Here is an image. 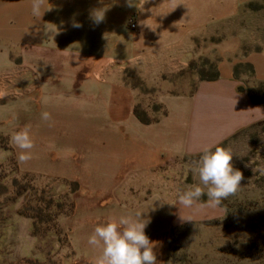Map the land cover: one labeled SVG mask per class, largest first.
I'll list each match as a JSON object with an SVG mask.
<instances>
[{
	"label": "crops",
	"instance_id": "0c3cea01",
	"mask_svg": "<svg viewBox=\"0 0 264 264\" xmlns=\"http://www.w3.org/2000/svg\"><path fill=\"white\" fill-rule=\"evenodd\" d=\"M261 1L49 0L52 10L39 19L30 0H0V76L6 70L16 76L6 101L22 99L19 115L26 114V102L36 110L35 125L43 131L33 138L32 157L47 162V174L76 181L88 193L87 214L68 222L73 258L65 264H96L102 248L88 238L109 218L144 212L158 264H168L177 232L210 229L225 219L220 206L197 202L180 210L177 199L142 190L122 196L120 189L145 187L142 178L168 163L198 157L264 123V105L254 104L245 80L234 77L235 66L247 63L264 83V46L249 50L248 30L232 24L248 4ZM95 12L104 16L98 24ZM131 21L135 30L129 29ZM74 22L82 27L74 28ZM200 60L214 63L219 78L198 81L189 94L163 93L158 104L166 116L141 124L126 72L145 75L151 69L172 76ZM42 112L51 121L42 120ZM180 212L192 221H182Z\"/></svg>",
	"mask_w": 264,
	"mask_h": 264
},
{
	"label": "rangeland",
	"instance_id": "374dc122",
	"mask_svg": "<svg viewBox=\"0 0 264 264\" xmlns=\"http://www.w3.org/2000/svg\"><path fill=\"white\" fill-rule=\"evenodd\" d=\"M258 7L263 9L259 15L250 16L252 10L245 8L232 23L234 30H248L245 37L250 50L264 46V1ZM12 51L16 69V49ZM147 70L145 75L135 70V76L129 73L127 79L134 90L135 106L148 119L161 114L153 111L160 95L167 91L189 94L200 79L212 74L211 65L204 60L172 76ZM4 72L0 76V264L70 263L73 257L68 222L72 216L87 214L88 193L76 181L48 175L45 160L32 157L25 164L18 163L20 150L10 142L12 133L27 126L34 138L43 128L35 125L36 110L30 103L23 104L24 115L17 114L22 99L7 103L6 88L14 85L11 77L16 76L15 72ZM220 147L231 151L233 167L243 173L244 180L234 195L222 201L223 221L210 229L193 227L174 235L168 264H264V123ZM199 157L170 162L142 178L147 186L130 187V191L121 187V194L142 190L147 196L177 199L189 187L202 186L188 169ZM206 200L205 196L200 202Z\"/></svg>",
	"mask_w": 264,
	"mask_h": 264
},
{
	"label": "clouds",
	"instance_id": "9594fccd",
	"mask_svg": "<svg viewBox=\"0 0 264 264\" xmlns=\"http://www.w3.org/2000/svg\"><path fill=\"white\" fill-rule=\"evenodd\" d=\"M49 5V0H30L32 15L40 19L46 11L52 10ZM177 5L179 4L172 10ZM103 18V14L94 13L97 24L102 22ZM72 26L82 27L80 23L75 22ZM41 118L44 121L52 119L48 112H42ZM10 142L20 150L18 163L25 164L32 159L35 143L29 127L13 132ZM232 159L233 154L224 147H215L214 150L211 147L205 148L195 165L188 166L189 171L198 177L202 186H191L184 190L174 204H177L180 210L191 208L206 196L207 200L203 202L205 206L211 208L220 206L222 201L238 191L244 180L243 173L234 169ZM142 213L144 212H137L134 218L130 216L109 218L107 222L94 228L88 243L102 248L96 264H158L154 252L155 242L151 241L145 232L150 221L142 219ZM180 219L192 221L191 217H184L181 212Z\"/></svg>",
	"mask_w": 264,
	"mask_h": 264
},
{
	"label": "trees",
	"instance_id": "16d2710c",
	"mask_svg": "<svg viewBox=\"0 0 264 264\" xmlns=\"http://www.w3.org/2000/svg\"><path fill=\"white\" fill-rule=\"evenodd\" d=\"M258 4L259 3H250L245 8L252 10V11H255V10L257 11L258 9H260V7H258ZM242 50H243V53L246 54V53H248V51L250 49L248 50L244 47ZM260 50H261L260 47L255 49L256 52H258ZM204 62L211 65L212 74L210 77L202 78L199 81L203 82V81H215V80H217L219 78V75H218V72L216 70L215 64L210 62V61H206V60H204ZM129 73H130V75L135 76L134 75L135 73H133V71L126 72L124 82L128 86H130V82H128V79H127V76ZM234 77L237 80H240V79L245 80V82L247 84L246 92L254 104L264 105V83L257 82L255 80L254 69L250 64L242 63V64L236 65L234 68ZM135 78L137 80H139L137 77H135ZM134 88H136V87H134ZM239 91L243 92L244 88L240 87ZM153 111L154 112L160 111L161 114L158 117H155L153 119H148L145 112L140 110V107L138 105L134 107L133 112H134V116L136 117V119L143 125L155 124V123L159 122L162 118H164L167 114L165 108L160 104L154 105ZM202 202H204V201H202Z\"/></svg>",
	"mask_w": 264,
	"mask_h": 264
},
{
	"label": "built area",
	"instance_id": "2783aa9c",
	"mask_svg": "<svg viewBox=\"0 0 264 264\" xmlns=\"http://www.w3.org/2000/svg\"><path fill=\"white\" fill-rule=\"evenodd\" d=\"M128 26H129L130 30H135V28H136V24L134 21H131Z\"/></svg>",
	"mask_w": 264,
	"mask_h": 264
}]
</instances>
